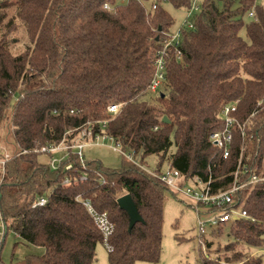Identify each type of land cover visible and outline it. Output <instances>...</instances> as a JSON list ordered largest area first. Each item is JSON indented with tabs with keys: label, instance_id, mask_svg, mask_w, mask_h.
<instances>
[{
	"label": "trees",
	"instance_id": "1",
	"mask_svg": "<svg viewBox=\"0 0 264 264\" xmlns=\"http://www.w3.org/2000/svg\"><path fill=\"white\" fill-rule=\"evenodd\" d=\"M192 3L0 0V138L7 121L14 142L3 178L0 172V206L6 234L45 248L23 264H93L100 243L109 264L159 262L164 192L170 189L142 168L149 156L157 159L156 173L167 166L186 181L211 180L214 192L232 186L240 160L264 177V0H201L194 27L182 33V57L168 50L160 92L145 99L158 51L175 24L166 7L189 9ZM237 101L234 116L245 135L235 129L224 158L210 137L223 127L222 109ZM115 104L121 110L110 115ZM87 125L141 163L128 159L112 169L82 157L83 165L71 152L53 169L34 152L71 144ZM251 176L241 174L240 182ZM126 194L143 218L131 231L117 202ZM44 196L48 203L33 207ZM85 201L114 224L106 242ZM235 202L248 217L216 227L213 235L227 228V243L200 264H264V252H250L264 249V181L241 189Z\"/></svg>",
	"mask_w": 264,
	"mask_h": 264
},
{
	"label": "built area",
	"instance_id": "2",
	"mask_svg": "<svg viewBox=\"0 0 264 264\" xmlns=\"http://www.w3.org/2000/svg\"><path fill=\"white\" fill-rule=\"evenodd\" d=\"M106 8H108V6H106ZM200 10V4L196 0L192 3V6L187 9L189 15L191 16L195 12L199 13ZM250 15L253 16V13H251ZM193 27V20L187 19L182 28H180L175 33L171 32L167 35L163 43L162 49L158 51V58L155 63V75L150 86L151 93L159 94L160 89L166 79V58L168 57V50L174 51L176 53V56L180 59L182 57V53L179 49V46L182 40V33L184 30H189ZM237 106L238 101L233 104L226 105L222 109L223 127L222 129L213 132L210 137L212 144L222 152L224 158H228L231 154L235 129L237 127L240 128L242 131V135H245V125L240 124L238 119L234 116V113L237 111ZM121 107L122 104L111 105L108 107V113L110 115H116L120 112ZM106 124L107 121L103 122V127L106 126ZM107 139L114 141V139L108 136L107 134H94L92 126L87 125L81 128L79 136L71 144H68L63 141L56 146H45L40 149H35L34 152L52 155L53 153H56L58 151H64L65 156L62 158V160H64L70 159L71 152L73 153L75 150L80 149V153H78V155L80 156L83 165H85L84 160L82 159V149L87 145L100 144L101 141ZM8 158V155H6L5 158H0V172L2 173V178L5 173V164ZM128 159L134 163H138L137 161H135V158L132 154H129ZM62 160L56 161L55 159H52L50 162L51 167L53 169H57L58 164ZM72 167L73 165L69 164L67 166V170L72 169ZM142 168L149 172L151 175L157 177L162 183L169 187V189L174 194H183L184 196H187L188 198L196 202V210L199 214L200 235H204L206 233L207 227H218L219 225L233 221L235 218L248 217L246 211L235 207V195L247 185L256 184L260 181H264V177L259 176L255 171H251L247 166H243L241 160L234 173V182L232 186L227 189H220L216 192L213 191L211 180L205 183L200 179L195 178L193 180L195 181L197 189L184 190L186 180L184 179L179 170L167 168L161 173H156L155 171L148 170L144 166H142ZM248 172L252 174L251 178L246 182H240V175ZM70 183L71 180L69 178L64 181L65 185H70ZM47 203L48 197H40L35 201L33 207H42L45 206ZM83 205L87 208L89 214L93 217L94 222L96 223L99 230L102 232L106 242L115 230L114 224L110 221L106 213L98 212L89 201H85ZM200 206L206 207V211L204 212L206 213V215H208L206 219L202 218L203 212L200 211ZM0 229H2V232H0V236H4L6 232V225L3 219L1 206Z\"/></svg>",
	"mask_w": 264,
	"mask_h": 264
},
{
	"label": "rangeland",
	"instance_id": "3",
	"mask_svg": "<svg viewBox=\"0 0 264 264\" xmlns=\"http://www.w3.org/2000/svg\"><path fill=\"white\" fill-rule=\"evenodd\" d=\"M195 0H193L194 2ZM201 3V0H196ZM168 12L174 19V26L172 32H177L184 26L187 19L194 20L198 13L189 15L187 9H176L172 6L166 7ZM248 17L245 21H249ZM242 35L246 37L245 31ZM21 36V35H20ZM23 43H20L22 45ZM155 95L148 93L146 100H151ZM18 95L13 96V102L16 101ZM9 122L5 121L2 125L0 153L10 155L9 148L11 140L8 133ZM14 144V142L12 143ZM117 148V149H114ZM80 153V149L74 151ZM82 157L88 162H99L104 167L119 169L128 160L129 152L123 151L122 147L117 145L110 139L101 141L97 145H87L82 151ZM65 156L64 151H58L51 156L48 154H40L39 160L44 163H50L52 159L56 161L62 160ZM135 161L141 163V159L136 157ZM157 159L155 156H149L143 163L148 170L155 171ZM167 166L163 167V171ZM195 181L190 179L185 182L184 190H196ZM197 204L183 194H174L171 190L164 192L163 205V242L162 253L159 262H137L136 264H200L203 255H211L216 252V249L223 248L228 240L227 228L223 234L213 235L212 231L217 230L216 227H207L202 240L199 231V214L196 210ZM200 211L203 212L202 218H207L208 215L204 213L206 207L200 206ZM2 232V229H0ZM179 237H184V240H179ZM204 241V242H203ZM211 247L208 248V244ZM252 255H260L264 249H251ZM45 254V248L34 246L27 243L19 235L13 231L5 232L4 236H0V262L1 264H23L24 260L30 255L42 256ZM97 257L93 264H109L108 250L106 244L100 243L96 251ZM215 256V254H213Z\"/></svg>",
	"mask_w": 264,
	"mask_h": 264
},
{
	"label": "water",
	"instance_id": "4",
	"mask_svg": "<svg viewBox=\"0 0 264 264\" xmlns=\"http://www.w3.org/2000/svg\"><path fill=\"white\" fill-rule=\"evenodd\" d=\"M164 121H168L167 118H164ZM118 205L121 209L126 211L130 218L129 231L138 223L143 222V218L140 215L132 197L130 194L121 196L118 200ZM238 219V218H235Z\"/></svg>",
	"mask_w": 264,
	"mask_h": 264
}]
</instances>
